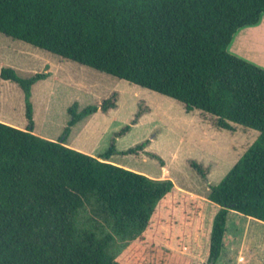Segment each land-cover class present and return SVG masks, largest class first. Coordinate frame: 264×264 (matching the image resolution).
Here are the masks:
<instances>
[{"label": "trees", "instance_id": "trees-1", "mask_svg": "<svg viewBox=\"0 0 264 264\" xmlns=\"http://www.w3.org/2000/svg\"><path fill=\"white\" fill-rule=\"evenodd\" d=\"M263 17L264 0H0V34L170 97L188 113L210 114L220 129L260 132L210 188L219 211L209 264L221 256L230 211L264 222V68L229 52L236 35ZM48 77L1 72L23 90L29 126L0 121V264H128L112 251L116 237L143 238L155 222L165 229L184 203L177 205L172 180L113 163L115 140L99 157L67 145L71 127L117 108L116 94L80 112L73 105L57 141L34 134L32 89ZM88 211L102 229L82 223ZM141 258L138 264H173V253L154 245Z\"/></svg>", "mask_w": 264, "mask_h": 264}, {"label": "rangeland", "instance_id": "rangeland-1", "mask_svg": "<svg viewBox=\"0 0 264 264\" xmlns=\"http://www.w3.org/2000/svg\"><path fill=\"white\" fill-rule=\"evenodd\" d=\"M235 45L242 53L264 61L261 24L236 35L229 52L238 56ZM3 68H13L24 78L49 74L34 85L31 98L34 134L49 140L63 136L73 105L77 104L80 112L116 94L117 108L108 113L99 110L71 127L67 145L99 157L115 140L113 163L153 179L172 180L179 192L177 205L186 206L169 219L165 229L155 222L143 238L116 237L112 251L123 262L138 264L144 261L141 255L154 245L171 251L173 264H209L212 225L219 211L208 200L210 188L227 176L258 139L259 131L237 124L234 130L220 129L210 114L188 113L182 103L170 97L0 34V121L20 129L29 126L25 95L18 84L1 78ZM140 111L143 115L134 124ZM127 126L130 132L116 138ZM132 149L136 151L128 154ZM193 164L200 165L206 177ZM88 217L89 211L84 212L82 223L97 230L99 223L89 222ZM226 230L216 264H264V222L230 211Z\"/></svg>", "mask_w": 264, "mask_h": 264}, {"label": "crops", "instance_id": "crops-1", "mask_svg": "<svg viewBox=\"0 0 264 264\" xmlns=\"http://www.w3.org/2000/svg\"><path fill=\"white\" fill-rule=\"evenodd\" d=\"M257 27H259V26H257ZM251 28H254V27H251ZM261 28H263V30H264V19H263V21H262V23H261ZM243 30H244V29H243ZM247 30H248V31H251V30H253V29H247ZM245 37H246V36H245ZM241 38H242V37H241ZM246 39H247V38H246ZM234 52H235L236 54H238V56L243 57L245 60H248V61H250V62H252V63H254V64H257L258 66L264 68V61H262V60H258V59H255V58H253V57H251V56H248V55L242 53L236 45L234 46Z\"/></svg>", "mask_w": 264, "mask_h": 264}]
</instances>
